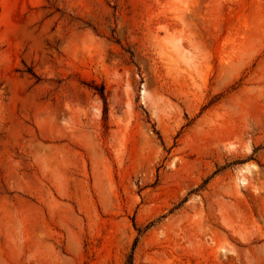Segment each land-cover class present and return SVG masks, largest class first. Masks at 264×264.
<instances>
[{
    "label": "rangeland",
    "instance_id": "1",
    "mask_svg": "<svg viewBox=\"0 0 264 264\" xmlns=\"http://www.w3.org/2000/svg\"><path fill=\"white\" fill-rule=\"evenodd\" d=\"M131 252L264 264V0H0V264Z\"/></svg>",
    "mask_w": 264,
    "mask_h": 264
},
{
    "label": "trees",
    "instance_id": "2",
    "mask_svg": "<svg viewBox=\"0 0 264 264\" xmlns=\"http://www.w3.org/2000/svg\"><path fill=\"white\" fill-rule=\"evenodd\" d=\"M99 94L101 95V97H104L103 95V91L101 89H99ZM124 264H133V252H131L128 256L126 261L124 262Z\"/></svg>",
    "mask_w": 264,
    "mask_h": 264
}]
</instances>
